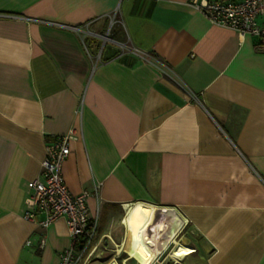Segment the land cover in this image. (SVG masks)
I'll return each mask as SVG.
<instances>
[{
    "label": "crops",
    "instance_id": "1",
    "mask_svg": "<svg viewBox=\"0 0 264 264\" xmlns=\"http://www.w3.org/2000/svg\"><path fill=\"white\" fill-rule=\"evenodd\" d=\"M73 127L64 181L89 192L99 240L126 207L154 205L179 214L189 246L172 264H264L256 37L189 0H0V264H59L71 245L63 217L44 227L23 212L47 144ZM125 241L122 264H143Z\"/></svg>",
    "mask_w": 264,
    "mask_h": 264
},
{
    "label": "built area",
    "instance_id": "2",
    "mask_svg": "<svg viewBox=\"0 0 264 264\" xmlns=\"http://www.w3.org/2000/svg\"><path fill=\"white\" fill-rule=\"evenodd\" d=\"M189 4L213 24L256 37L258 45L264 48V0H189ZM76 135L73 127L49 142L41 161L40 176L26 182L24 217L44 227L60 217L67 223L72 242L60 253L59 264H78L96 248L97 217L91 216L86 203L89 192L72 194L63 176L69 143ZM38 214L43 216L39 221ZM78 245L82 247L80 250Z\"/></svg>",
    "mask_w": 264,
    "mask_h": 264
},
{
    "label": "bare ground",
    "instance_id": "3",
    "mask_svg": "<svg viewBox=\"0 0 264 264\" xmlns=\"http://www.w3.org/2000/svg\"><path fill=\"white\" fill-rule=\"evenodd\" d=\"M132 211V208H130L125 218L126 222H124L129 223L133 230L129 238L133 244V254L143 251V254L147 257L153 258L157 251L151 246V244L153 245V242L156 243L154 241L156 239L158 242L162 243L161 248H165L169 241H173L175 246L172 248L169 255L175 260H182L184 258L189 250V246L180 243L174 238L176 230L178 229L179 214L177 212L172 209L153 205L152 207L146 208L141 216L136 215L135 220L140 223L137 225L132 217H130ZM152 214H156V217H154V221H151V224H148ZM160 239L163 240L160 241ZM147 241H150V243Z\"/></svg>",
    "mask_w": 264,
    "mask_h": 264
},
{
    "label": "rangeland",
    "instance_id": "4",
    "mask_svg": "<svg viewBox=\"0 0 264 264\" xmlns=\"http://www.w3.org/2000/svg\"><path fill=\"white\" fill-rule=\"evenodd\" d=\"M132 207H134V206L126 207L125 213L123 212L124 215H123V218H122V224L117 225L116 229L113 230L112 234H110L109 237H105V238L99 240V238L96 235V237H95V239H96L95 240L96 248L94 249V251L86 254L83 258H81V260L78 262V264H104L105 262H107L112 257H116V259L119 262V264H122V259H123V257L127 256V254L124 251H121V252L117 253L116 249H117V245L121 243L122 239L126 240L125 241L126 245H129V246L133 245L132 242L129 239L130 237H128V235H127V232L132 231V227H131L130 224L127 223V225H126V223H125L126 222L125 218H126L128 212H129L130 208H132ZM137 213L138 212H135L133 214V212H131V216L130 217H132V216L136 217ZM140 213L141 212H139V214ZM155 215L156 214H152V217L149 219V223L148 224H151V221H154V219H155L154 217H156ZM132 219L134 220V222L137 225L140 224L138 221L135 220V218H132ZM175 235H176V233H175ZM174 238H176V237H174ZM177 238H176V240L179 241ZM196 239H198V238H197L196 235H194V240H196ZM154 241L157 242L156 239ZM147 242L150 243V241H147ZM169 242L174 244L173 247L175 246V243L173 241H169ZM180 243H182V242H180ZM153 245L158 247L160 244H157V243L153 242ZM173 247H171V245L169 244L164 249V251L161 253L160 258H157V255H158L159 251L156 253V255L153 258H149L145 254H141L140 256L143 257L142 263L143 264H148V262H150V264H151L154 260H156L155 264H159V262H160V264H172L173 260L170 258L171 256L169 255V253H170V251L172 250ZM158 248H161V246H159ZM131 260L133 262H136L135 259L131 258Z\"/></svg>",
    "mask_w": 264,
    "mask_h": 264
},
{
    "label": "trees",
    "instance_id": "5",
    "mask_svg": "<svg viewBox=\"0 0 264 264\" xmlns=\"http://www.w3.org/2000/svg\"><path fill=\"white\" fill-rule=\"evenodd\" d=\"M77 248L80 250L82 247L78 245Z\"/></svg>",
    "mask_w": 264,
    "mask_h": 264
}]
</instances>
